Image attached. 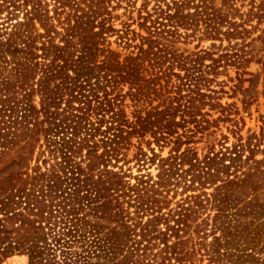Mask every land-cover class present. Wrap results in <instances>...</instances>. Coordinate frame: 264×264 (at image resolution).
<instances>
[{
  "label": "trees",
  "instance_id": "obj_1",
  "mask_svg": "<svg viewBox=\"0 0 264 264\" xmlns=\"http://www.w3.org/2000/svg\"><path fill=\"white\" fill-rule=\"evenodd\" d=\"M133 1L0 0V263L264 264L262 0Z\"/></svg>",
  "mask_w": 264,
  "mask_h": 264
},
{
  "label": "rangeland",
  "instance_id": "obj_2",
  "mask_svg": "<svg viewBox=\"0 0 264 264\" xmlns=\"http://www.w3.org/2000/svg\"><path fill=\"white\" fill-rule=\"evenodd\" d=\"M255 2L257 3L259 1H255ZM260 2L263 4V7H264V0ZM133 3H134V7L138 8L140 4L142 3V1L136 0V1H133ZM121 13H122V10H118L116 12V14L118 15H120ZM121 19H123L122 16H121ZM115 27L118 28L117 22H116ZM259 28L262 30V32H264V20L260 24ZM203 45H207V43H203ZM256 46H259V45L256 44ZM180 48L191 50L192 44L187 45V46L180 45ZM263 59H264V54H263ZM246 72L250 74H257L259 72V66L256 65L255 63H250L247 66ZM233 75H234L233 71L228 70V76L233 77ZM217 80L224 81L225 78L223 76H219ZM246 86H247V83H244L243 87H246ZM255 90L257 92L256 98L246 108L242 107L240 103L241 96L238 94L235 96H228L230 94L224 95L220 99V103L222 105L223 104H233V107L236 109L235 114L231 117L238 121V124H237V128L239 130L238 134L241 136L242 139H244L247 135L251 133L257 134L259 132V128L261 127L260 117L263 115V111H264V86L262 84V80L260 77L257 79ZM215 117H216V114H213L212 118H215ZM229 128L231 127H229V124L226 122L218 123L217 130L215 131V138H218L219 134L224 135L227 137L226 144L230 145L233 142V138H231V136L228 134ZM211 139L212 137L210 139L208 138L207 141H210ZM194 146L196 147V150L198 153L202 152L205 148L203 143H198V144H195ZM200 149H202V151ZM166 152H167V149H164L161 153V156L165 157ZM256 158H259V157L257 156ZM150 173L154 175L155 169L151 168ZM0 264H26V258L20 255H13L11 257L4 259Z\"/></svg>",
  "mask_w": 264,
  "mask_h": 264
}]
</instances>
